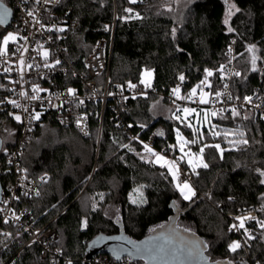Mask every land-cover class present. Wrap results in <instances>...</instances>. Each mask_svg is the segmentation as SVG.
I'll return each instance as SVG.
<instances>
[{"label":"trees","instance_id":"obj_1","mask_svg":"<svg viewBox=\"0 0 264 264\" xmlns=\"http://www.w3.org/2000/svg\"><path fill=\"white\" fill-rule=\"evenodd\" d=\"M228 1L193 0L180 18L176 17L179 14L165 11L166 0L136 3L129 0H61L56 10L67 18L78 20L77 26L67 31L65 43L69 59L80 69L84 56L96 40L102 35L110 36L104 26L111 24L116 14L110 88L115 90L117 85H126L128 81L139 85L142 71L145 68L153 70L152 87L147 89L146 95H136L135 99L129 96L121 103L120 110L125 125L142 138H146L156 124L162 123L167 131V138L157 141L162 147L176 144L175 124L182 128L186 138L191 139L192 133L173 120L171 112L155 115L154 100L168 101L161 93L177 85L181 74L185 76L182 89L188 92L204 78V69L214 71L210 90H217L221 80L216 70L225 62L231 38L236 39L237 65L242 73L233 80L234 95L244 97L256 90L264 93V0H231L239 9L231 18V32L224 20ZM5 3L12 5L10 0ZM128 8L133 11L126 12ZM10 27L14 28L13 25H0V41ZM250 45L256 46V55L260 57L256 72L251 70L250 53L247 52ZM0 85H3L0 87V101H3L0 103V167L5 168L0 174L5 187L12 181L6 152L15 144L20 125L2 108L10 90L6 77L1 74ZM100 112L101 104L92 105L90 130L86 136L72 125H61L52 114L46 115L44 125L26 144L21 156L30 176L37 178L47 173L49 178L40 184L39 196L21 195L16 208H27L37 226L49 223L58 231V246L63 252L58 264H68L67 259L71 264H98L91 258L86 259L89 245L95 238H115L125 233L128 238L139 241L152 229L174 220L179 227L206 242V253L213 261L264 264V230L260 228L256 239L248 240L236 252L228 247L230 241L237 239V235L229 231V213L254 207L264 220V184L260 183L264 177L256 171L257 168L264 171V119L252 113H248L252 117L250 120L233 119L228 115L225 119L214 118L218 130L240 127L249 140L246 146L233 147L223 136L214 139L207 126L202 129L204 143H220L227 150L223 158L215 149L205 150L209 167L199 168V175H193L192 184L197 195L189 201L180 195L167 168L151 162L154 159L144 152L143 142L133 139L135 137L129 136L116 123L111 107L107 105L102 125ZM122 145H129L133 150ZM190 147L197 152L199 145ZM183 165L191 172L186 162ZM136 187L141 188L142 200L146 203L141 200L133 203L129 198ZM85 218L87 228L81 225ZM2 229V232H12L13 238L5 240L0 236L4 241L0 244V264H50L42 258L38 244L25 245L29 236L23 228L3 224ZM102 253L116 259L113 252L95 250V255ZM131 259L143 264L139 258Z\"/></svg>","mask_w":264,"mask_h":264},{"label":"built area","instance_id":"obj_2","mask_svg":"<svg viewBox=\"0 0 264 264\" xmlns=\"http://www.w3.org/2000/svg\"><path fill=\"white\" fill-rule=\"evenodd\" d=\"M10 1L12 4L11 7L13 9V19L11 25L14 26V29L19 33L20 36H27L28 40L27 42L24 40L10 42L8 56L0 58V74L6 77L10 90V96L4 101L2 108H4L6 111H9L13 117L15 115L21 116V121H17L20 125L19 136L15 144L6 152V162L8 169H10L12 173V181L3 187L0 202L8 201V204L3 205L0 203V207H4L6 209H15L18 215L24 213L21 215L19 221L13 220L9 224L18 228L27 229L25 232L28 234L29 239L25 245L31 243L38 244L41 249L42 258L47 259L50 264H58L63 258V252L58 246V241L60 239L58 231L51 227L49 223H46L42 226H37L35 220L30 216V212L27 210V208H16L17 199H13L14 196L20 197L23 195L25 191H28L30 196L35 195L37 190L40 192V184L49 178L47 173L41 174L37 178H33L28 174L27 169L23 166L21 160L24 147L35 135L36 131L42 125H44L46 115L52 114L55 120L61 125H72L77 129L78 132L86 136L89 134L90 130V115L92 113V105H96L97 103L101 104V125L106 112V107L109 105L114 112L116 123L123 127L129 136L139 138L143 144H148L155 152L167 155L171 157V159H175L181 154L176 153V150L169 147V145H174V143H170L167 146L164 145L162 147L157 145V141L167 138V131L162 123L156 124L150 130L146 138L140 137L130 127H128V125H125L120 110V105L124 101V97L140 95L141 92L147 93V89L142 88L140 85L136 89H128L127 84L124 85L125 88L123 92H121L119 88L115 90L110 88L109 67L112 54L115 23L117 18L116 14L114 21L111 24H105V26L108 28V30H105V32L109 33L110 36L108 37L106 35H102L96 40L92 49L87 53V55L84 56L82 60L83 68L80 69L69 59L68 49L65 43L67 31L71 28H75L78 24V20L74 18H67L56 10L61 3V0L58 4L55 3V0H53L51 4L42 3L40 5L35 4L33 0H28L27 3H23L22 0ZM32 8L36 9L38 18L41 19L42 23H44L46 27H52L55 25L57 28H65V31L49 32L45 29H39V25H36L35 27H33L31 23L26 25L24 22L31 20V18L26 14L27 10ZM25 44L28 47V52L25 53L26 63L39 64L40 67L38 69L25 68L23 81L21 83H13V81H20V73L17 71L19 53L16 52V49ZM38 44H42L43 49H38ZM229 48H231V52H229ZM45 49L49 51L48 63H54L56 59L61 61V63L55 68L48 69L43 67L45 61L39 53ZM5 59L9 61V64L4 63ZM230 59L231 63H229ZM223 65H226L225 74L227 79L223 82L221 81L217 90L225 91V95L221 97V100L224 102L218 103L213 100L212 103L206 106H208L211 110H218L220 108L231 109L233 106H243L244 111H242V116L246 112L247 114L252 113L261 118V116L264 115V93H262L260 90H256L253 93L247 94L253 96L254 104H262L260 109L245 105L243 97H240L239 100L235 99L236 96L234 95L232 89L233 80L235 77L231 76V72L239 71V68L237 65L236 39L234 37L231 38L225 51V62ZM8 66H11L13 70L9 73H5L3 68ZM76 79H78V81ZM223 83L229 84V88L227 90L222 88ZM33 84H38L41 88L47 90L46 92H41L39 94L42 97L41 100L31 101L27 98L19 96V92L21 90L28 91L31 95V86ZM182 84L183 82L179 80L177 85L169 88L165 93L162 92L161 95L165 96L172 104L173 111H175L176 105L201 109L204 105L198 103V96L195 98L196 102L176 100L175 103H173V88L179 85L181 87V96H186L188 94V92L183 91ZM68 88H73L76 90L75 97L68 96ZM13 89L14 91H12ZM109 93H112V95H109ZM228 94H231L234 99L231 101L227 100ZM10 99L18 100L21 105L27 106L29 108V112L33 110L41 112L40 120L36 121L29 119V113L24 112L22 108H15L13 105L7 102ZM79 100H84V104L77 106ZM49 101H51V103H49ZM225 115L231 116L230 112L224 113V116ZM82 116H86L87 118L86 120L81 121L78 126L77 120ZM193 117L194 115L189 117V119L192 120ZM160 133H163V135H160ZM9 160H11V163H8ZM179 165L180 180L183 181L187 174V178H190L192 181L193 175H191V172L185 168L183 162H179ZM4 171L5 168L0 167V173ZM24 177H27V179H24ZM41 177H44L43 181L41 180ZM228 215L231 219L230 226L233 223H239L235 219L238 216L254 217L255 219L246 221L245 227L253 236L257 237V229L260 227L256 221L263 220L259 215L258 209L254 207L244 208L243 210H240L236 213H229ZM6 216L10 217L11 213L7 211L0 212V233L3 231V219ZM232 232L237 235L238 241L242 243L245 241L243 229L232 230ZM37 233L39 234L37 235ZM90 260L98 264H139L129 257H122L121 259L117 260L110 258L106 253L96 254ZM68 261L71 260L67 259L66 263H68Z\"/></svg>","mask_w":264,"mask_h":264},{"label":"snow or ice","instance_id":"obj_3","mask_svg":"<svg viewBox=\"0 0 264 264\" xmlns=\"http://www.w3.org/2000/svg\"><path fill=\"white\" fill-rule=\"evenodd\" d=\"M23 3H27L28 0H22ZM33 2L37 5L40 4H51L53 0H33ZM60 0H55V3H59ZM130 3H136L137 0H129ZM171 11V8L168 9ZM239 9H237L238 11ZM126 12L131 13L133 10L131 8L125 9ZM27 16L31 18L30 21H25L24 23L27 25L28 23H31L33 27L36 25H39V29H45L49 32L51 31H58V32H64L65 28L59 27L57 28L55 25L52 27H46L44 23H42L41 19L37 16V11L35 8H32L30 10H27ZM12 15V9L5 3V0H0V25H5L8 23L9 17ZM229 15H231V7L229 8ZM138 18V14H137ZM228 23V20H225V24ZM105 30L107 31L108 28L105 26ZM175 29L172 30L173 36H175ZM229 32L233 31L229 27ZM18 40H24L27 42L28 37L27 36H20L18 32H7L6 35H3L2 41H0V58L7 57L9 54V43L10 42H17ZM38 49H43L42 44H38ZM179 51H183L182 49H178ZM16 52L19 53V59L17 62V71L20 73V81H13V83H21L23 81L24 77V70L27 69H33V68H39V64H33V63H26L25 61V53L28 52V47L25 45H21L16 49ZM229 52H231V48H229ZM247 52L250 53V64H251V70L253 72L257 71V60L260 59L256 55L257 49L255 45H250L247 48ZM45 63L43 64L44 68H55L57 65L61 63L59 59H56L54 63H48L49 58V51L43 50L39 53ZM5 64H9L8 60H4ZM229 63H231V59L229 60ZM13 69L11 66L4 67L3 71L5 73L11 72ZM220 74L219 78L223 82L227 79L226 76V65H220L219 68L216 70ZM204 78L200 81L198 85L193 87L190 92L186 96H181V87L178 85L177 87L172 89V93L174 96L173 103H175L176 100H185V101H193L196 102L197 96H198V103L201 105H208L212 103L213 100L218 103H223L224 101L221 100V97L225 95V91L216 90V91H205V88L212 89L213 85L210 82V77H213L215 74L213 70L210 69H204ZM242 73L240 71H233L231 72V76L234 77H241ZM152 78H153V71L149 69H144L141 73L139 85H142L144 89H149L152 87ZM178 79L183 82L185 80V76L181 74ZM139 85L132 83L131 81L127 82V88L128 89H136ZM0 87H3V85H0ZM117 88L123 92L125 86L124 85H117ZM222 88L224 90H227L229 88L228 83H223ZM14 91V89L12 90ZM46 89L41 88L38 84H33L31 86V95L28 91L21 90L19 92L20 97L27 98L31 101H37L41 100L42 97L39 95L41 92H46ZM67 94L70 97H75L76 90L73 88L67 89ZM141 95H146V92H141ZM109 95H112V93H109ZM135 99V95L132 97ZM128 97L125 96L124 100H127ZM234 97L231 94L227 95V100L231 101ZM236 100H239L240 97L236 96ZM244 104L247 106H252L256 109H260L262 107V104H254L253 96L246 95L243 97ZM9 104L13 105V107L21 109L29 113V119L31 120H40L41 118V112L39 111H31L29 112V108L27 106L21 105V103L18 100L10 99L7 101ZM0 103H3V101H0ZM51 103V101H49ZM84 104V100H79L77 106ZM242 111H244L243 106H233L231 109L226 108H220L218 110H207V109H201L198 111L196 108H191L188 106H180L176 105L175 111L172 113V119L175 121H178L181 125L191 130L192 138L188 139L186 138L181 132L180 129H176V144L169 145L172 149H177L181 153L180 156L176 157L175 159H168L165 155L161 153L155 152L148 144H143L144 152L150 154L155 159L151 162L159 164L161 167H166L168 170V173L172 176L173 181H175V187L179 191L180 195L183 197L184 200H192L193 197L197 195L195 188L190 180V178L183 179V181L180 180V165L179 162H186L191 170V175H199V172L197 169L203 168L207 169L209 167V164L205 160V150L206 149H215L221 158H223V153L227 149L223 148L220 143H204L205 141V133L202 130L205 126L208 127L209 134L215 139L218 137L223 136L224 139L227 141V143L233 145V147L238 145H248L249 140L245 138V132L240 129V127H237L235 129H223L218 130L219 125L213 124L210 117H217L220 116L221 119H225L227 117L224 116V113L230 112L231 117L233 119H243V120H250L252 117L249 116L246 112L242 116ZM195 116V123H193L192 120L189 119L191 116ZM86 116H82L77 120V124L81 123V121L86 120ZM262 119H264V115L261 116ZM14 119L16 121H21L20 115H15ZM131 126V125H130ZM143 128L144 125H141ZM160 135H163V133H160ZM229 137H233L232 139H229ZM136 139V138H133ZM191 145H199L198 151L193 152ZM122 147L129 148L130 151L133 149L130 148L129 145H122ZM141 159H144L143 156H141ZM8 163H11V160L8 161ZM26 171V170H22ZM256 171L259 173L261 177H264V171L257 168ZM24 179H27V177H24ZM41 180H44V177H41ZM261 184H264V179L260 180ZM139 191V189H137ZM25 196L29 195L28 191H25L23 193ZM36 196L40 195V192L37 190L35 192ZM13 199H19V197L14 196ZM3 205H7L8 201H2L0 202ZM133 203H136L135 200H133ZM141 203H146V201L141 200ZM55 207V206H53ZM93 208H95V205H93ZM264 210V209H262ZM10 212L11 216H6L3 219L4 224H9L10 222L19 221L21 218V214H17L15 209H6L4 207H0V212ZM239 223H233L229 231L232 230H244L245 234V241L244 243L247 244L248 240L256 239L255 236H253L248 229L245 227V223L248 220L255 219L252 216H238L235 218ZM117 222L119 223V217L117 218ZM256 223L259 225L261 230H264V220H257ZM81 225L83 228H87L88 226V220L87 218L83 219L81 221ZM163 227V226H161ZM24 231H27V229H24ZM153 232L156 231V229H152ZM39 233H37L38 235ZM19 235V232L16 234ZM0 236H3L6 239L13 238L12 232H2L0 233ZM116 240H124L128 245H131V249L124 248L118 246L117 248H114L113 251L116 254V259L119 260L121 258L122 253H127L129 258H132L133 256L139 257L141 259L145 260V264H192L194 261H200L203 260V252L207 249L208 245L202 241V240H193V239H185L182 236H179L174 230L169 233L168 235H161V236H154L149 238L146 241L137 243L136 241L130 240L127 237L120 236L115 237ZM4 243L3 240H0V244ZM229 250L231 252H236L238 249L242 247V244L240 241H233L231 244H229ZM68 264H71V261H68ZM228 264H231V262H228Z\"/></svg>","mask_w":264,"mask_h":264},{"label":"rangeland","instance_id":"obj_4","mask_svg":"<svg viewBox=\"0 0 264 264\" xmlns=\"http://www.w3.org/2000/svg\"><path fill=\"white\" fill-rule=\"evenodd\" d=\"M192 1H193V0H166V2H165L164 5H163V8L165 9L166 12H171L173 15L179 14V15L176 16V17H177V18H180V17L182 16V14H183V10L185 9V7H186L189 3H191ZM169 7L171 8V11L168 10ZM230 7H231V15H229V8H230ZM237 9H238V7L236 6V4H235L233 1L229 0V1H228L227 12H226L225 19H224V20H226V19L228 20V23H227L228 28H229V27L231 28V26H230V21H231L232 16L236 13ZM7 32H14V33H15L16 30H15L13 27H10V28L8 29ZM7 32H6L4 35H6ZM145 69H146V68H145ZM147 69H149V68H147ZM149 70H152V69H149ZM152 71H153V70H152ZM152 79H153V78H152ZM209 79H210V78H209ZM210 82H211V80H210ZM196 85H198V84H196ZM196 85L192 86V88L195 87ZM192 88H191V89H192ZM191 89H190L188 92H190ZM204 90H205V91H211V90L208 89V88H205ZM201 109H207V110L211 111V109H210L208 106H206V105H204ZM201 109H197V110L200 111ZM153 112H154L155 115H169L170 112H171V115H172V113H173L174 111L172 110V104H171L169 101H163L162 99L157 98L156 100H154V104H153ZM195 119H196V118H195V116H194L193 119H192L193 123H195ZM210 119H211L212 123L215 124V120H214V118H213V117H210ZM177 128H179V129H180V132L185 136V134H184L183 131H182V128H181L179 125L175 124V131H176ZM11 131H12V130H10V133H11ZM185 137H186V136H185ZM175 150H176V153H180L179 150H178V148L175 149ZM192 151H193V150H192ZM193 152H194V151H193ZM180 154H181V153H180ZM165 156H166L168 159H171V157H169V156H167V155H165ZM153 159H154V157H153ZM191 182H192V181H191ZM137 189H139V191H137ZM129 198H130L132 201L135 200L136 202H139L140 200H142V199L144 198V196H143V192H142L141 188L136 187V188L131 192ZM229 228H230V227H229ZM120 236L127 237L125 233H122L121 235H119V237H120ZM110 238H112V237L102 236V237L100 238L99 241H95V242H93V243H90V245H89V249H95V248H97L99 245H103V244H105V243L107 242V240H109ZM127 238H128V237H127ZM235 241H238V239H236ZM232 242H233V241H230L229 244H231ZM241 244H244V242H243V243L241 242Z\"/></svg>","mask_w":264,"mask_h":264},{"label":"water","instance_id":"obj_5","mask_svg":"<svg viewBox=\"0 0 264 264\" xmlns=\"http://www.w3.org/2000/svg\"><path fill=\"white\" fill-rule=\"evenodd\" d=\"M11 9L12 7L9 6ZM12 19H13V9H12V15L9 17V20H8V23L5 24V25H2L4 27H8L11 25V22H12ZM2 146V140L0 138V148ZM2 192H3V185H2V182H1V174H0V199H1V196H2ZM156 231L155 232H151L147 237H145L144 239L142 240H139V241H136L137 243H140V242H143V241H146L148 240L149 238L151 237H154V236H161V235H168L169 233H171L173 230L179 235V236H182L184 237L185 239H193V240H202L204 241L202 238H200L199 236L193 234L192 232H189L187 230H184L182 229L181 227H179L177 224H176V221H171L169 224L167 225H163V227H157L155 228ZM116 237H119V236H116ZM101 237H97L95 238V240H93L91 243L95 242V241H99ZM130 239V238H128ZM132 240V239H130ZM134 241V240H133ZM205 242V241H204ZM206 243V242H205ZM118 246L120 247H124V248H128V249H131V245H128L126 243V241L124 240H116L114 239V237L110 238L109 240H107V242L103 245H99L97 248L95 249H90V252L87 254V259H90L92 258L94 255H95V250L97 249H101L102 252H113V249L114 248H117ZM124 255H127V253H122L121 254V257L124 256ZM135 257V256H133ZM203 257L204 259L203 260H200V261H194L192 262V264H223L222 262L220 261H213L210 259L209 255L206 253V250H204L203 252ZM135 258H139V257H135ZM141 259V258H139ZM143 261V264H145V260L144 259H141Z\"/></svg>","mask_w":264,"mask_h":264},{"label":"crops","instance_id":"obj_6","mask_svg":"<svg viewBox=\"0 0 264 264\" xmlns=\"http://www.w3.org/2000/svg\"><path fill=\"white\" fill-rule=\"evenodd\" d=\"M155 159V158H154Z\"/></svg>","mask_w":264,"mask_h":264}]
</instances>
